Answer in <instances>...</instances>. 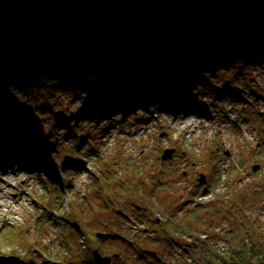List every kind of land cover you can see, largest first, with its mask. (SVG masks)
Here are the masks:
<instances>
[{"label": "rangeland", "instance_id": "rangeland-1", "mask_svg": "<svg viewBox=\"0 0 264 264\" xmlns=\"http://www.w3.org/2000/svg\"><path fill=\"white\" fill-rule=\"evenodd\" d=\"M241 56L233 65L205 70L187 102L138 106L107 118L91 112L94 99L83 91L45 96L33 86L26 94L13 92V114L25 117L37 137L46 135L48 151L30 155L26 165L0 158V264L87 263V251L99 249L97 234L107 232L122 236L105 242V251L120 248L127 256L138 242L137 251L154 250L164 264H198L186 244L200 246L208 232L224 246L223 235L243 217H255L264 230V62ZM168 148L176 154L163 160ZM38 157L47 163H37ZM149 191L156 193L151 209L134 196ZM213 202L238 211L211 222L202 214L197 240L153 243V226L165 214L180 217ZM136 204L146 207L143 223Z\"/></svg>", "mask_w": 264, "mask_h": 264}, {"label": "trees", "instance_id": "trees-1", "mask_svg": "<svg viewBox=\"0 0 264 264\" xmlns=\"http://www.w3.org/2000/svg\"><path fill=\"white\" fill-rule=\"evenodd\" d=\"M225 1L187 0L155 16L109 8L83 9L0 31V158L10 165H26L30 155L48 151L46 135L37 137L27 127L25 117L13 114L17 107L11 104L15 91L26 94L27 87L33 86L45 96L83 91L94 99L91 112L107 118L138 106L158 104L163 109L177 100L187 102V96L195 93L193 88L205 78V70L233 65L244 58L241 52L264 62V0H232V8L233 4ZM49 77L51 80L46 81ZM174 86L180 89H169ZM14 118L17 120H11ZM38 159L37 163H47L45 157ZM155 191L134 196L151 209ZM213 203H198L180 217L165 214V219L153 226L157 238L153 243L180 246V240L187 236L197 240L203 234L198 228L202 214H208L211 222L217 214L237 208ZM135 206L141 207L135 208L143 223L146 207ZM121 236L118 232L105 233L98 238L99 249L119 254L114 264L129 258L136 264H151L147 251L135 249L140 247L138 242L127 256L120 248L103 249L105 242L113 243ZM223 236L224 246H218L216 241L221 239L211 238L209 232L200 246L193 242L186 245L191 246L198 264H264V230L255 217H243ZM92 251H87V263L82 264H95ZM159 259L155 260L162 264Z\"/></svg>", "mask_w": 264, "mask_h": 264}, {"label": "water", "instance_id": "water-1", "mask_svg": "<svg viewBox=\"0 0 264 264\" xmlns=\"http://www.w3.org/2000/svg\"><path fill=\"white\" fill-rule=\"evenodd\" d=\"M187 0H0V31L32 25L36 20L49 16H61L83 9L109 8L132 14L155 15L170 7L184 4ZM174 148L163 151L162 159L173 157ZM258 165L253 166L256 170ZM199 182L205 183L206 176L199 175ZM203 190V194L207 192ZM123 214L122 210L117 211ZM102 235L101 233L97 234ZM149 255L160 260L156 251L148 250ZM95 264H113L112 256L103 255L98 249L92 251ZM115 257L118 255H114Z\"/></svg>", "mask_w": 264, "mask_h": 264}, {"label": "bare ground", "instance_id": "bare-ground-1", "mask_svg": "<svg viewBox=\"0 0 264 264\" xmlns=\"http://www.w3.org/2000/svg\"><path fill=\"white\" fill-rule=\"evenodd\" d=\"M236 1H241V0H236ZM225 2H228L229 4H233V2H232V0H226ZM257 3H259V2H257ZM235 5V4H234ZM24 27V26H23ZM194 41V43H196V42H199L198 40H193ZM182 102H184V101H182ZM185 104V103H184Z\"/></svg>", "mask_w": 264, "mask_h": 264}, {"label": "flooded vegetation", "instance_id": "flooded-vegetation-1", "mask_svg": "<svg viewBox=\"0 0 264 264\" xmlns=\"http://www.w3.org/2000/svg\"><path fill=\"white\" fill-rule=\"evenodd\" d=\"M176 154V153H175Z\"/></svg>", "mask_w": 264, "mask_h": 264}]
</instances>
